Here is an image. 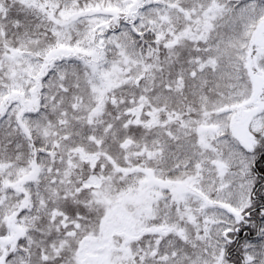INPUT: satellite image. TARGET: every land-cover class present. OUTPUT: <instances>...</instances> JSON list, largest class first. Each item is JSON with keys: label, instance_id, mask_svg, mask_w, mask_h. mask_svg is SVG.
Segmentation results:
<instances>
[{"label": "snow or ice", "instance_id": "snow-or-ice-1", "mask_svg": "<svg viewBox=\"0 0 264 264\" xmlns=\"http://www.w3.org/2000/svg\"><path fill=\"white\" fill-rule=\"evenodd\" d=\"M0 264H264V0H0Z\"/></svg>", "mask_w": 264, "mask_h": 264}]
</instances>
